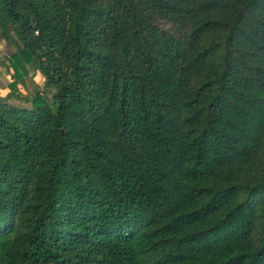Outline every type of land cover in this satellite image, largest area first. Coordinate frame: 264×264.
<instances>
[{"label":"trees","instance_id":"trees-1","mask_svg":"<svg viewBox=\"0 0 264 264\" xmlns=\"http://www.w3.org/2000/svg\"><path fill=\"white\" fill-rule=\"evenodd\" d=\"M0 36L44 82L0 96V264H264V0H0Z\"/></svg>","mask_w":264,"mask_h":264},{"label":"rangeland","instance_id":"rangeland-1","mask_svg":"<svg viewBox=\"0 0 264 264\" xmlns=\"http://www.w3.org/2000/svg\"><path fill=\"white\" fill-rule=\"evenodd\" d=\"M11 52L9 45L0 36V96H8V101L13 104L30 106L33 95L38 90H43L41 75L38 71H30L23 79V83H18L15 88L10 87L12 82V70L8 66L5 57ZM43 78V77H42ZM38 87V88H37ZM22 94L23 96H20ZM46 97H50L48 90L43 91Z\"/></svg>","mask_w":264,"mask_h":264},{"label":"crops","instance_id":"crops-1","mask_svg":"<svg viewBox=\"0 0 264 264\" xmlns=\"http://www.w3.org/2000/svg\"><path fill=\"white\" fill-rule=\"evenodd\" d=\"M41 80H42V82H43V78L41 77ZM38 88V87H37ZM20 96H23L22 94H19Z\"/></svg>","mask_w":264,"mask_h":264},{"label":"water","instance_id":"water-1","mask_svg":"<svg viewBox=\"0 0 264 264\" xmlns=\"http://www.w3.org/2000/svg\"><path fill=\"white\" fill-rule=\"evenodd\" d=\"M61 131H63V130H61Z\"/></svg>","mask_w":264,"mask_h":264}]
</instances>
